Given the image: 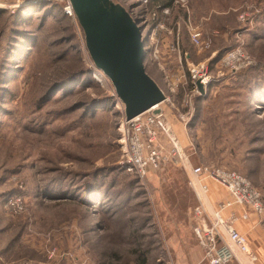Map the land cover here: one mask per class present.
I'll list each match as a JSON object with an SVG mask.
<instances>
[{"label":"rangeland","instance_id":"obj_1","mask_svg":"<svg viewBox=\"0 0 264 264\" xmlns=\"http://www.w3.org/2000/svg\"><path fill=\"white\" fill-rule=\"evenodd\" d=\"M115 1L143 28L147 73L168 96L161 108L190 165L241 173L264 199V0ZM64 11L0 0V264H207L195 208L208 224L245 208L221 211L229 192L189 165L126 171L124 104ZM199 64L206 95L193 94ZM251 214L234 226L254 262L218 228L230 264H264V215Z\"/></svg>","mask_w":264,"mask_h":264},{"label":"built area","instance_id":"obj_2","mask_svg":"<svg viewBox=\"0 0 264 264\" xmlns=\"http://www.w3.org/2000/svg\"><path fill=\"white\" fill-rule=\"evenodd\" d=\"M64 10L69 17L75 18L70 6L65 7ZM192 38L198 44L201 34L194 32ZM238 56L244 57L241 50L228 54L226 62L234 66L238 61ZM189 73L193 94H201L198 89V82L205 87V92L207 93L211 82L208 67L205 64L192 65ZM165 101H168V96ZM158 107L160 112L155 113L154 110L158 109ZM123 126L122 142L127 159L126 171L128 173L144 178L149 176L148 174L151 171L161 170L169 163L178 164L185 170L187 165H189L192 168L193 175H208L229 192L231 201L224 203L221 211L233 208L234 205H239L245 208V211L240 216L243 220H248L251 213H255L259 217L264 215L262 193L255 187L250 178L236 171L221 167L199 165L193 168L190 165L189 156L167 120L161 104L130 121H126L124 118ZM17 201H12L14 206L19 205L20 202L19 200ZM215 215L217 222L208 224L202 208H195L196 225L194 233L203 249L204 260L209 264H230L236 258L234 251L227 244L222 243L219 227H224L229 240L240 253L252 258L253 262L258 259L251 250L247 236L240 233L234 226L240 217L237 218L234 212L226 220L222 218L220 212Z\"/></svg>","mask_w":264,"mask_h":264},{"label":"water","instance_id":"obj_3","mask_svg":"<svg viewBox=\"0 0 264 264\" xmlns=\"http://www.w3.org/2000/svg\"><path fill=\"white\" fill-rule=\"evenodd\" d=\"M70 6L80 24L87 50L124 104L130 121L166 100L160 85L147 73L145 39L140 22L115 0H54ZM205 95V87L198 82ZM155 113L160 109L156 108Z\"/></svg>","mask_w":264,"mask_h":264},{"label":"crops","instance_id":"obj_4","mask_svg":"<svg viewBox=\"0 0 264 264\" xmlns=\"http://www.w3.org/2000/svg\"><path fill=\"white\" fill-rule=\"evenodd\" d=\"M153 78V77H152ZM154 79V78H153ZM155 80V79H154ZM157 82V81H156ZM188 154V156H189V158H190V154L189 153H187ZM152 172V171H151ZM224 192V191H223ZM225 193V192H224ZM223 193V194H224ZM225 198H226V201H225V203H227L228 201H230V197H228V195H225ZM258 250H259V252H260V249L258 248ZM261 253V252H260ZM207 264H209V263H207Z\"/></svg>","mask_w":264,"mask_h":264},{"label":"trees","instance_id":"obj_5","mask_svg":"<svg viewBox=\"0 0 264 264\" xmlns=\"http://www.w3.org/2000/svg\"><path fill=\"white\" fill-rule=\"evenodd\" d=\"M65 12V11H64ZM66 16V15H65ZM66 17H68V15L66 16ZM69 18V17H68ZM147 262H145V260H144V262H143V264H146Z\"/></svg>","mask_w":264,"mask_h":264},{"label":"bare ground","instance_id":"obj_6","mask_svg":"<svg viewBox=\"0 0 264 264\" xmlns=\"http://www.w3.org/2000/svg\"><path fill=\"white\" fill-rule=\"evenodd\" d=\"M100 72V71H99ZM105 75V74H104ZM159 108V107H158ZM216 216V215H215ZM222 228V227H221Z\"/></svg>","mask_w":264,"mask_h":264}]
</instances>
